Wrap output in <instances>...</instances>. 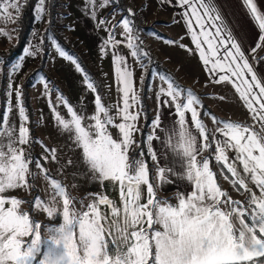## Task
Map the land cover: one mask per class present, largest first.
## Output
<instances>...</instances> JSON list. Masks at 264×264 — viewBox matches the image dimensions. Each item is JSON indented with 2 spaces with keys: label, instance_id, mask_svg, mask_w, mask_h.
<instances>
[{
  "label": "snow or ice",
  "instance_id": "6c2138e0",
  "mask_svg": "<svg viewBox=\"0 0 264 264\" xmlns=\"http://www.w3.org/2000/svg\"><path fill=\"white\" fill-rule=\"evenodd\" d=\"M109 2L87 0L93 10L98 3L106 7ZM178 3L182 8L187 6L186 24L203 64L206 67L211 64L207 68L209 72L225 73L217 82L234 83L239 98L257 123L243 125L213 116L217 127L210 135L200 119L199 98L188 90L183 97L186 102L181 103L185 90L173 79L161 75L159 79L167 87H160L158 98H170L160 103L174 104L178 120L171 128L164 129L157 116L152 121L153 134L147 139L150 144L160 139L154 134L157 129L164 132L163 146L183 158V178L191 185L188 193H177L175 204L161 200L147 163L130 156L137 146L135 136L139 131L140 113L133 109L138 107L139 100L133 73L128 70L124 57L114 56L117 91L122 94V104L116 106L115 116L110 114L99 94L94 97L95 108L90 117L74 110L62 96L58 99L70 119L53 107L59 130L66 134L73 149L79 150L85 175L90 174L91 180L99 182L101 187L109 182L118 191V199L104 192L89 193L85 203L77 201L40 159H34L27 152L26 146L33 141L27 127L29 118L21 102L22 92L17 89L20 123L14 125L7 114H0V264H264V84L240 45L225 31L222 17L211 0H178ZM245 4L258 22L262 33L259 39L264 42V15L258 12L253 0H245ZM22 6V0H0V16L15 23ZM36 12L43 18L45 0H38ZM129 14L134 15L131 10ZM194 24L200 29L198 34ZM121 25L127 47L132 49L131 55L138 57L139 48L135 43L138 38L134 37L130 21L122 19L117 26ZM0 35L7 33L0 31ZM106 43L116 46L118 41L113 33ZM202 44H207V54ZM220 46H223V55L219 54ZM57 51L62 57L66 55L59 48ZM24 52L25 56L36 55L29 48ZM66 58L77 71L83 72L76 60L71 56ZM20 67L17 63L14 70ZM232 78L239 83L235 84ZM43 86L48 89L47 82ZM87 88L97 91L90 81ZM186 113L191 114L195 135L188 127ZM111 128L117 130L115 136ZM215 133L223 139H218ZM213 145L215 148L209 157L198 159ZM44 151L45 163L49 160L59 163L57 149L45 146ZM229 153L234 155L230 157ZM149 154L157 161L151 146ZM213 159L221 165L223 178L236 191L248 194L246 201L233 200L221 188L217 173L212 170ZM66 163L71 165L73 161L69 159ZM58 171L62 173L63 165ZM170 171L157 167L156 178L161 186L168 182L166 173ZM38 178L45 182L47 199L36 195L26 201L5 195L16 190L30 195L36 189ZM24 204L31 211L43 213L49 221L59 219V223L42 224L31 211L23 210Z\"/></svg>",
  "mask_w": 264,
  "mask_h": 264
},
{
  "label": "crops",
  "instance_id": "0c3cea01",
  "mask_svg": "<svg viewBox=\"0 0 264 264\" xmlns=\"http://www.w3.org/2000/svg\"><path fill=\"white\" fill-rule=\"evenodd\" d=\"M122 2L128 8V14L129 10H131L134 15H126L123 11H120V9L116 5L112 4L111 1L112 5L108 4V9L110 10L112 8V10L117 11V16L113 21V26L117 28L118 23L122 19H128L131 24V18L135 19L138 22L141 27L140 38H138L135 33L134 37L138 38L136 39L135 43L138 45L139 55L138 57H133L131 55L132 49H129L127 47V39L123 40L122 42H120V44L113 47V49H111L112 62L111 65H108L109 77L107 80V84H111L117 87V82L115 78L114 56L124 57L128 70L133 73V79L135 76V72L131 68V62L134 61L135 58H138L140 63V67H138V69L140 71H144V74L146 72L145 77L143 78V84L148 74V71L151 68V58H153L155 62L160 63L171 74H166L165 72H161L155 69L153 72V76L158 73L166 75L170 79H173L176 84L180 86V88L185 90L180 100L181 103L186 102L183 97L186 96L187 91L190 90L200 100V106H198L200 117L202 108L204 106L210 109V111H206L202 122L211 134L215 132V129L217 127V125L212 120L213 116L217 120L229 119L243 125H254L257 123L256 121L252 120L251 113L246 109V107L244 106V102L239 98V94L236 92L234 83L217 82L219 76L224 75L225 73L220 72L219 70H217L215 73L209 72L207 68H210L211 64L206 67L203 64V61L200 59L199 50L196 49V45L193 43L192 33L188 31L186 18L184 16V12L188 10L187 6L183 8L180 7L178 0H123ZM253 2L257 7L258 12L264 15V0H253ZM211 3L218 10L219 15L222 17L224 25L226 26L225 31L230 33L232 39L240 45L241 50L245 54V58L248 60L257 78L261 81L262 84H264V42H261L259 39L262 33L258 28V22L254 21L252 15L250 14V11L247 5L245 4V0H211ZM112 10L107 12L104 11L103 16L106 14L109 15ZM67 24L68 23H66L65 25L67 26ZM35 25L37 26V20L35 22ZM210 30L213 32L215 31L214 29ZM194 31L197 34L200 32V29L196 27L195 24ZM97 38L98 35L95 36L93 40L90 39V43L95 44L93 46L90 45V48H82V55H80V57L86 63L91 72L94 74L98 82L99 89L101 90V95L99 96L101 97L103 104L110 110V114L115 116L116 106L118 104H122V101L120 100L122 94L117 91L114 100L112 102H108L105 97V91L102 88V78L99 75V72L96 73L95 71H92V65H94V67H98L101 64L102 55L104 54L99 46L96 47V41L94 40ZM200 39L203 40V37H200ZM170 41L174 43H169ZM258 43H260V47H257ZM202 47L204 48L207 54V44H202ZM254 49L255 51H253ZM143 52L147 53L148 55H143ZM223 52V46H220L219 54L223 55ZM54 56L55 59L53 57V60L48 61L47 66L49 71V79L53 83L52 86L55 85L56 87V93H53V98L56 102L60 101L58 97H61V92L64 93L66 95V97L62 96L64 100L69 99V101L74 103L76 107L75 110L77 112L81 113L86 117H90L94 113V97L98 94V92H92L87 88V81L83 80V73H78V71L76 70V66L66 58L68 55L62 57L58 53ZM89 56H91V58ZM54 66H59L60 69H57ZM69 72L71 73V75L68 77L66 73ZM55 77L58 78L55 79ZM64 78H66L68 81L64 80ZM247 78L250 80V75ZM88 80L92 82L89 78ZM232 80L235 81V84L239 83L236 78H232ZM81 81H84L85 85L81 84ZM39 83L40 85H42L41 80L39 81ZM63 83L67 85L69 91L66 90ZM161 84L162 86L167 87L165 83L161 82ZM36 85L37 83L34 84V86L32 87H35ZM58 85H62L59 90H57V88L59 87ZM135 86L137 87L136 82ZM151 86L152 83L150 81L147 90L146 102L148 104L152 121L155 120L157 116H159L161 121V128L169 129L178 120V116L176 115L175 111V105L161 104V101H166L170 98L166 96H160L155 102L156 110L154 111L152 109L150 100L151 97H154L153 92L151 90ZM40 87L41 91L44 92L43 95H45L46 93L43 87ZM59 91L60 93H58ZM74 93L76 95H79L80 97L79 107L76 104V100L73 98L75 100L74 101L71 98V95H73ZM139 93L140 92L137 90V97ZM41 98L42 99L38 101L39 107L37 109L42 111H44L45 109V111H47L46 113L48 114V116H54L52 105L50 103L52 99L48 96H42ZM140 102L141 101L139 100L138 107L133 109V111H139L140 118L137 121V127L139 128V131L136 133L135 136L137 146H134L131 150V157L132 155H136V151L138 150L139 146L138 141L140 132L146 122V115L144 113V110H142ZM7 115L9 117L8 113ZM186 120L189 122V129L195 135L196 130L191 124L190 113H186ZM112 130L114 131L112 134L116 135L117 130L115 128H112ZM151 134H153L152 124L150 126L149 135ZM154 134L160 137V139H154L150 142V144L147 139L146 143L148 153L149 147L151 146V148L156 152L157 155V161H153L151 158L153 180L154 184L157 186V196L161 200H167L169 203L175 204L177 193H188L191 189V185L189 184V182L183 178V158L178 153H174L163 146L162 142L165 138L164 132L157 129ZM215 134L218 139H223V137H221L219 133ZM206 155L207 151L203 152L198 157V159L201 156L203 158H206ZM229 155L231 157L234 155V153H229ZM142 157L145 161L144 156ZM142 157L140 156L138 158L142 159ZM216 165L217 164L215 163V166ZM219 166L221 169V165ZM157 167L171 169L170 172L166 173L168 182L163 183L162 186L159 184L156 178ZM50 172L55 179L61 181L68 187L69 192L76 198L77 201L84 200L85 203L88 202L84 197V192L81 191L83 187L90 189L89 193L104 192L112 199H118V191L113 188V186L109 182H105L104 186L101 187L99 182L93 180H91V182H87L83 179L81 180L79 177L76 176V172L73 175L68 176L67 174H64L65 177H59L52 171ZM217 176L219 185H221V188L223 190L228 192V194L233 198V200L243 201L241 194L242 190L240 192L236 191L231 186V184L223 178L222 175L220 176L217 173ZM35 184L37 187L36 189L40 190L37 186L36 181ZM74 184L76 185V187H73ZM5 195L17 196L20 199L28 201V199H31L32 195L34 194L29 195L28 193H26L21 195L17 193H6ZM41 197H43V194ZM76 207L79 208L80 204L77 203ZM23 210L31 211V209H27L24 205ZM31 214L36 220L45 225L50 223H59V219L49 221V219L43 213L40 212L31 211Z\"/></svg>",
  "mask_w": 264,
  "mask_h": 264
},
{
  "label": "rangeland",
  "instance_id": "374dc122",
  "mask_svg": "<svg viewBox=\"0 0 264 264\" xmlns=\"http://www.w3.org/2000/svg\"><path fill=\"white\" fill-rule=\"evenodd\" d=\"M27 0H22V5L26 3ZM53 0H45V12L43 14V18H40L37 15L36 7H35V17L37 20V26L34 24V29L31 33L30 43L26 48H29L31 51L35 52V56H25V52L21 55L18 61L13 64H4V62H0V106L1 102H5V114H9V120L12 124L18 125L20 123L19 114L17 111V98H16V90L19 89L22 92V106L25 109V114L28 116V106L32 110L34 114V118L36 120L34 135L35 137H31L30 139L33 141V148L32 143L29 146H26L27 152L32 155V151L35 154L44 157L45 151L44 147L46 146L49 149L55 148L57 149V157L59 159V163L53 162L51 160L47 161L49 165V170L52 171L57 176H64V174L73 175L76 172V176L79 177L81 180H86L87 182H91L90 174L85 175L83 166L80 162V153L79 150H74L72 144L68 141L67 136L65 133L61 132L56 124L54 116H48L46 113L47 111L38 110L39 107L38 101H40L42 96L50 97L52 101L50 102L53 107H55L56 111H58L63 117L69 118L67 115V109L63 106L62 101H55L53 98V93L55 92V85L52 86V81L49 79V71H48V61L55 59V54H58L57 48L61 49L66 53V55L71 56L76 62L80 65V58L77 56L82 55V48H90V45L93 46L95 43H90V39L93 40L95 36L98 35V38L95 39L96 47H100L102 52L101 64L98 67H94L92 65V71L99 72V75L102 78V88L105 91V97L108 102H112L115 98V94L117 93V87L107 84V80L109 77L108 73V65H111V49H113V45L110 43H106L109 40L110 33L114 34V39L118 41L116 46L120 44L123 40H125V34L123 33L122 25L115 28L113 26V21L117 16V11L109 10V7H100L98 5L93 8L87 3V0H54V12H52L51 3ZM116 5L114 0H110L108 3ZM123 1V0H122ZM128 2V1H127ZM129 5V4H128ZM22 10L19 14L18 19L15 23L11 22L10 20L5 19L3 16H0V31L7 33V35H0V56L6 57L9 53H11L13 46H15L17 42V27H18V20L23 12ZM117 6V5H116ZM118 7V6H117ZM119 8V7H118ZM120 9V8H119ZM109 15H104V11H111ZM120 11H122L120 9ZM93 12L94 17L93 18ZM100 21H105V23L101 24ZM122 21V20H121ZM66 23L67 26L65 25ZM46 25V26H45ZM130 26L133 25L130 23ZM135 33L133 29V34ZM82 43V45H81ZM82 46V47H81ZM25 48V49H26ZM72 50L75 51L76 56L72 53ZM144 53V52H143ZM91 58V56H89ZM23 58V59H22ZM145 58V57H144ZM149 62V60H148ZM20 63L21 67L18 70H14V66ZM131 68L135 72L134 82H136L137 90L140 92L138 94V99L142 101L141 93L143 94V78L145 77L144 71H140L138 67H140L139 59L135 58L134 61L131 62ZM142 63V62H141ZM57 69H60L59 66H54ZM81 67V66H80ZM70 71V70H65ZM83 78L84 81L89 82L88 75L83 70ZM53 74V72H52ZM69 77L71 73H66ZM162 74H156L153 76L152 74V86L151 90L154 95V99L151 97V106L152 109L156 110V101L158 100V93L160 87H162L161 80L159 77ZM55 76V75H54ZM58 77H55V79ZM41 80L42 85H40L39 81ZM64 80L68 81L66 78ZM51 81V82H50ZM81 81V84L85 85V82ZM31 84L29 87H25L26 83ZM44 82L48 83V89H44ZM63 82V80H62ZM37 85L35 87L34 84ZM64 84V87L67 91H69L67 85ZM11 86V87H9ZM43 87L45 91H41V87ZM59 90L62 85H58ZM141 86V87H140ZM33 90H32V88ZM50 87V88H49ZM164 87V86H163ZM39 89V90H38ZM51 89V90H50ZM60 93V91L58 92ZM61 96L66 97L64 93L61 92ZM71 98L76 100V104L79 107L80 97L75 93L71 95ZM73 99V100H74ZM74 100V101H75ZM68 103L74 108L75 105L69 99L67 100ZM142 103V102H140ZM142 106V105H141ZM9 108L11 111L9 112ZM143 110V107H142ZM91 112V111H90ZM206 114V113H205ZM206 122V121H205ZM27 127H30V123L28 122ZM30 130V129H29ZM113 133L114 131L112 128L110 129ZM31 131V130H30ZM150 133V129H149ZM115 136V135H113ZM139 136V135H138ZM147 142V141H146ZM138 144H140V136ZM147 146V143H146ZM140 147V145L138 146ZM141 152L136 151V155H132L133 158L140 157L139 154ZM142 157V156H141ZM71 159L73 163L68 165L66 162ZM139 159V158H138ZM143 159V157H142ZM199 159H203L201 156ZM152 162V161H151ZM63 165L62 173L58 170ZM215 169L220 174V166L217 164ZM36 171V169H35ZM152 180H153V171H152ZM37 186L40 190L35 189L33 191L31 199L36 195L43 194L42 199H47V192L45 191L46 185L45 182L41 179H37ZM154 182V180H153ZM221 186V185H220ZM37 188V187H36ZM42 190V193H41ZM89 190L86 187L81 189L84 192V197L88 201L89 198ZM9 193H17V194H26L23 190H16L14 192ZM242 199L246 201L248 199V194L242 191ZM31 199H28L30 201ZM242 201V202H243ZM27 209H30L28 204H24ZM32 215V214H31Z\"/></svg>",
  "mask_w": 264,
  "mask_h": 264
},
{
  "label": "trees",
  "instance_id": "16d2710c",
  "mask_svg": "<svg viewBox=\"0 0 264 264\" xmlns=\"http://www.w3.org/2000/svg\"><path fill=\"white\" fill-rule=\"evenodd\" d=\"M37 2H38V0H27L26 3L24 4L23 12H22V14H21V16H20V18L18 20L17 42H16L15 46H13L12 51H11V53L8 54V56H6V57L0 56V62H4V64H9V65L13 64V63H16V61H18L19 58L21 57V55L23 54L25 48L29 45L31 33H32L33 29H34V24L36 22L35 7L37 5ZM114 2L116 3V5L126 15H129L128 14V8L123 4L122 0H114ZM53 3H54V0L51 3L52 12H54V8H55ZM131 20H132V25H133L135 34H136V36L138 38H140L141 27H140V25L138 24V22L135 19L131 18ZM72 53L76 56V53H75L74 50H72ZM77 56L80 58V66L86 72V74L88 75L89 79L94 83L98 94L101 95V90L99 89L98 82H97L94 74L88 68L86 63L81 59V57H80V55L78 53H77ZM77 56H76V58H77ZM155 69H157V70H159L161 72H165L166 74H170L165 67H163L160 63L155 62V60L153 58H151V68L148 71V74H147L146 79L144 81V85L142 87V89L144 88V90H143V94L141 93V96H142L141 105H142L144 113L146 115V122H145V125H144V127L142 128V130L140 132V144H139L140 147H138L137 152H142L144 154L143 156H144L145 161H146V163L148 165L149 172H150L151 176H152V162H151V156H150V154L147 151L146 141H147V137L150 134L149 133V129H150V126L152 124V117H151V114H150V111H149V108H148V104L146 102V98H147L148 86L150 84L151 77H152V74H153ZM30 85L31 84H29L27 82L25 84V87H29ZM206 111H210V109L208 107L204 106L202 108V111H201V117H200L201 120H203ZM0 114H5V102L4 101L1 102ZM27 114H28L29 123H30L29 129L31 130L30 131L31 137H35L34 129H35L36 120L34 118V114H33L32 110L29 108V106H28ZM220 120L221 121L234 122V121L229 120V119H220ZM234 123H236V122H234ZM208 132H209V130H208ZM209 134L211 135L210 132H209ZM33 146H34V144L32 143L31 149L33 148ZM214 148L215 147L213 145V148L209 149L207 151L206 157L210 156L211 152L214 151ZM32 156H33L34 159H40L41 163H44V166L49 170L48 164L44 162V160H43V158L41 156L35 154L34 151H32ZM212 170L214 172H216L215 160L214 159H213V162H212ZM33 171H35V168H33ZM49 173L51 174L50 170H49ZM151 180H152V177H151ZM152 182H153V180H152ZM217 182H218V176H217ZM153 184H154V182H153Z\"/></svg>",
  "mask_w": 264,
  "mask_h": 264
}]
</instances>
